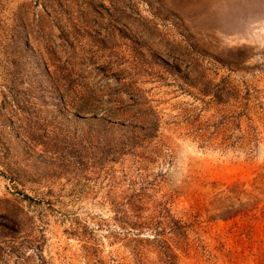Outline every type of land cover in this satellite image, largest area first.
I'll list each match as a JSON object with an SVG mask.
<instances>
[{"label": "rangeland", "instance_id": "374dc122", "mask_svg": "<svg viewBox=\"0 0 264 264\" xmlns=\"http://www.w3.org/2000/svg\"><path fill=\"white\" fill-rule=\"evenodd\" d=\"M0 264H264V0H0Z\"/></svg>", "mask_w": 264, "mask_h": 264}]
</instances>
